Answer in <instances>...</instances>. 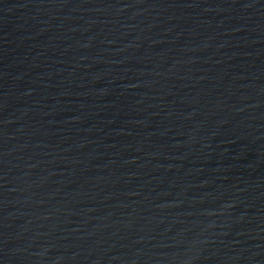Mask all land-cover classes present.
Wrapping results in <instances>:
<instances>
[{"label":"water","instance_id":"water-1","mask_svg":"<svg viewBox=\"0 0 264 264\" xmlns=\"http://www.w3.org/2000/svg\"><path fill=\"white\" fill-rule=\"evenodd\" d=\"M0 264H264V0H0Z\"/></svg>","mask_w":264,"mask_h":264}]
</instances>
